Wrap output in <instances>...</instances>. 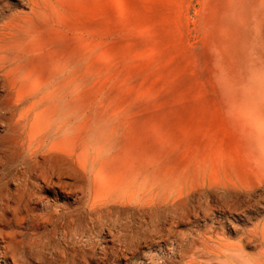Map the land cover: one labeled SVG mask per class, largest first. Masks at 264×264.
Listing matches in <instances>:
<instances>
[{
  "label": "rangeland",
  "instance_id": "obj_1",
  "mask_svg": "<svg viewBox=\"0 0 264 264\" xmlns=\"http://www.w3.org/2000/svg\"><path fill=\"white\" fill-rule=\"evenodd\" d=\"M4 2L3 20L20 14L30 31L13 43L41 50L19 88L43 101L33 116L44 113L50 139L74 142L89 176L125 174L117 196L162 201L154 221L178 211L181 188L194 187L196 204L216 191L176 226L189 234L184 253L168 255L225 264L217 253L264 222V0ZM22 230L17 240L30 245L33 230ZM9 244L0 236V264L39 260L25 248L6 253Z\"/></svg>",
  "mask_w": 264,
  "mask_h": 264
},
{
  "label": "bare ground",
  "instance_id": "obj_2",
  "mask_svg": "<svg viewBox=\"0 0 264 264\" xmlns=\"http://www.w3.org/2000/svg\"><path fill=\"white\" fill-rule=\"evenodd\" d=\"M27 2L32 5L36 0ZM6 8L0 0V22ZM20 17L16 14L0 24V236L10 243L6 253L7 247L14 255L20 248L39 253V260L33 262L23 257L27 264H173V256L184 253L189 236L176 226L190 216L192 208L199 214L203 197L212 201L218 194L204 187L202 195L195 196L196 204L191 195L194 187L181 188L173 201L178 211L167 222L154 221L151 216L163 202L144 206L130 195L117 196L125 175L121 171L115 175L100 169L89 176L86 162L75 153V143L50 139L49 121L40 118L44 113L33 116L43 101H31L20 89L25 62L33 52H41L36 46L13 43L30 32ZM27 227L34 238L24 246L17 238ZM221 228L224 235L229 233L225 225ZM226 245V255L217 253L225 257V264H264V222L243 228L238 241ZM172 250L175 253L169 256Z\"/></svg>",
  "mask_w": 264,
  "mask_h": 264
}]
</instances>
